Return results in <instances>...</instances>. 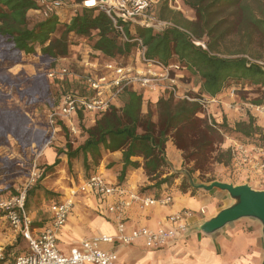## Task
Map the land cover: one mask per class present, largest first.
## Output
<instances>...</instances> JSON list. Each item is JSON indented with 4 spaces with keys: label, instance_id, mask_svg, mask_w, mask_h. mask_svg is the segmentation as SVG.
<instances>
[{
    "label": "trees",
    "instance_id": "trees-1",
    "mask_svg": "<svg viewBox=\"0 0 264 264\" xmlns=\"http://www.w3.org/2000/svg\"><path fill=\"white\" fill-rule=\"evenodd\" d=\"M85 1L89 0H75L79 8L70 22L65 23L59 14L62 8L45 16L36 0H0V63L16 65L22 63L25 56L39 54L41 61L52 68L70 55L72 46L78 45L70 41L71 34L89 40V57L118 62L120 57L129 56L139 46L138 39L145 48L147 60L158 61L164 66L176 61L191 73L198 74L202 95L219 97L233 81L259 87L262 95L250 104L264 107V0H182L185 7L194 11V20L171 10L169 1L164 0L155 7L154 13L149 11L157 21H170V25L160 31L132 22L118 21L115 25L104 7H86ZM31 14H36L34 23ZM59 27L62 31L54 37ZM237 35L239 51L220 54L217 50L220 43ZM198 42H203L206 47L197 45ZM64 94L61 92L51 98L50 86L43 77L34 79L21 93L29 96L33 103L46 99L49 106L58 105ZM118 100L120 106H110L90 127L87 112L77 114L76 126L84 138L83 143L74 147L67 136L65 146L57 151L55 162L42 167L45 174L52 173L61 163L59 157L64 156L69 171L73 169L74 161L82 160L84 181H87L97 172L104 154L121 152L120 183L125 181L129 171L143 168L152 185L141 192L160 191L163 186L171 187L183 175L173 171L167 160L166 146L171 140L182 152L187 168L179 189L183 193H195L198 189L193 187L190 177L199 173L204 178L210 173L211 166L232 164V149L225 147V135L244 145L264 149V129L251 113L247 120L231 126L226 117L218 123L203 116L202 105L197 100L162 97L156 101L155 112L149 106L146 113L144 96L137 89H125ZM61 126L69 135L66 125ZM9 136L23 149L46 141L45 132L34 129L26 115L0 109V144L7 143ZM214 181L211 178L205 182ZM40 182L41 179L26 192L27 213L39 193L45 196L49 207L62 201L58 194L46 190ZM49 221L33 222L32 228L41 229ZM18 239L24 240L21 235ZM10 250L13 248L9 247L5 252ZM24 251H18L13 259ZM4 262L3 258L0 264Z\"/></svg>",
    "mask_w": 264,
    "mask_h": 264
},
{
    "label": "rangeland",
    "instance_id": "rangeland-1",
    "mask_svg": "<svg viewBox=\"0 0 264 264\" xmlns=\"http://www.w3.org/2000/svg\"><path fill=\"white\" fill-rule=\"evenodd\" d=\"M152 1L151 11L154 13L155 7L157 5L159 7L164 0ZM168 1L171 10L179 11L187 19L194 20V11L185 7L183 2L181 10H176L170 6L171 0ZM78 5L79 4H77L75 0H65V5L62 8L65 10L66 14H68L66 15L68 18L69 15L70 17L73 16L75 10L79 8ZM35 16L36 14H31L32 23L35 22ZM165 22L170 23V21H161L158 19L154 28L158 31L164 29L166 27L164 26ZM61 31L62 27H59V30L54 37L59 36ZM206 39L208 40V38ZM70 41L72 43H78V45L72 46L70 49V55L67 58L59 60L52 68H50L49 63H43L41 61L39 54L37 56H25L22 63L16 65L0 63V109L18 111L26 115L30 120L31 126L34 129L44 131L46 137V141L42 145L38 146L34 143L25 149L21 148L18 142L11 136H9L7 143L0 144V199H6L16 195L29 185L30 187L28 189H30L41 179L40 185L46 190L58 194L60 199L63 200L71 196L73 191H77L84 181L85 175L82 160L74 161L73 169L69 171L67 158L64 156H61V163L52 173L45 174L44 172L42 178L34 181V174L38 169H44L42 168L43 166L50 165L49 160L44 153L45 150L52 149L56 152L59 149H62L67 142V136H69L74 147L83 143L84 138L79 134L76 126L77 115L71 119V123L77 129L76 133L69 127V121H61L60 123L66 125L69 129L70 134L67 135L62 129V124L58 122L57 125L55 124L57 126V131L53 135L51 131L52 129H50V115L54 113L59 104L56 106H49L46 99L33 103L29 96L21 95V93L31 86V83L37 77H43L49 84L51 98L53 96V98H56V95L61 92H74L80 95H88L87 93L89 92L87 85L83 82L84 77H99L102 74H105L106 71L104 70V64L108 61L102 57H89L90 42L88 39H78L74 34H71ZM198 43L200 44L197 45H203L206 47L203 42ZM239 45V36L237 35L220 43L217 50L220 54L226 55L239 51ZM27 57H30V60H27ZM87 62H94L97 65L95 68H91L90 66H86ZM118 63L124 66H130L140 73H147L149 70L147 63L143 60L140 46L134 48L129 56L120 57ZM262 63H264V61ZM63 67L68 68L73 76L55 81L48 78L47 72L49 70L60 69ZM167 67L171 68L167 78L162 77L160 75L161 71L157 68L153 69V71H156L159 74V82H157L156 88H143L138 83H133L130 86V88L137 89L143 94L145 113L148 111L149 106L155 112L156 101L162 97L168 98L169 95H172V89H174V98L176 100L188 96L194 100L196 99L197 101H200L204 111L203 116H206L209 120H215L212 108V106L215 105L219 114L223 112V114H221V120L218 123H222L223 119L226 117L228 123L231 126H234L236 122L244 121L242 118L247 120L249 113L256 118L258 125L259 119L264 118V107L252 106L250 104V101L262 95V91L259 90V87L242 83L237 84L236 82L234 83L231 81L225 93L228 94V98L232 101L228 102L230 106H225L224 103L217 100L218 97L211 98L200 93L199 87L201 84V77L198 74L191 73L187 68L181 67L176 61H172ZM175 67H178V69ZM110 95H112V91L105 93L107 98H109ZM114 105L120 106L118 99L115 101ZM237 105H239V109H236ZM223 107H227V109L232 110L233 112H228L226 115ZM87 116V125L90 127L94 124L98 114L87 112ZM154 119L156 120V113ZM224 143L226 148L231 149L237 144H243L241 141L229 135H225ZM242 170H239V168L236 167L234 160L232 164L227 167L221 164H215L211 166L210 173L206 174L204 178H201L199 173L196 174L195 182L197 184H202V182L203 184H209L205 181L211 178L216 181L228 180L231 182H239L243 177L249 182H255L258 180L259 177L244 170L247 172H244L245 175ZM252 186L264 188V183H253ZM79 194L84 195L83 193H78L77 196ZM73 200L75 201L76 198L74 197ZM28 215L33 222L42 220L47 221V219H50L49 205L43 194L39 193L32 201ZM18 236L19 235L16 233L14 227L4 216V213L0 211V261L3 258L4 261L12 260L18 251L27 249V242L25 240H19ZM9 247L13 248V250L8 251V253L5 252Z\"/></svg>",
    "mask_w": 264,
    "mask_h": 264
},
{
    "label": "built area",
    "instance_id": "built-area-1",
    "mask_svg": "<svg viewBox=\"0 0 264 264\" xmlns=\"http://www.w3.org/2000/svg\"><path fill=\"white\" fill-rule=\"evenodd\" d=\"M42 6L41 13L48 16L54 11L61 9L65 5V0H36ZM152 0H89L84 2V6L93 7L100 5L106 9L114 24L118 21L124 23L132 22L143 26L155 27L157 20L150 14ZM182 0H171L170 6L173 9L181 10ZM164 23V26H169ZM122 30V28H119ZM142 50L143 60L147 63L149 70L147 73H140L130 66L121 65L115 61H108L104 64L105 74L99 77H84L83 82L87 85L88 95L69 92L62 96L57 109L50 115V129L53 135L57 131V123L69 121V127L73 132H77L76 127L71 123V119L80 111L101 115L110 106L115 104L123 91L133 83L140 84L143 88L153 89L159 82V74L153 71L157 68L161 71L162 77H168L169 70L158 61H150L145 58V48L141 41L136 39ZM200 44V43H197ZM96 63L87 62L86 66L96 67ZM178 69V67H175ZM49 79L63 80L73 76L68 68L53 69L47 72ZM172 88V87H171ZM112 91L109 98L105 93ZM91 93V94H90ZM234 94V92H233ZM175 97V90L172 95ZM182 99L195 101L186 96ZM200 102V101H199ZM56 124V125H55ZM53 139V138H52ZM233 160L237 168L243 169L256 177L264 178V149L244 144H237L232 147ZM45 169H38L34 174L35 180L42 178ZM26 187L23 191L6 199H0V211L14 227L16 233L21 235L27 242V249L13 260H7L4 264H118L117 255L101 249V243H113L120 241L123 244H131L135 241H144L147 248L162 249L177 235L186 233L190 227V219L194 213L190 210L179 211L169 217L172 227L160 228L156 231L148 228L134 230L131 235H125V224L123 221V211L126 202L119 200L109 207V212L116 215L119 220L118 234L112 236H100L97 238L82 241L79 247L72 248L68 254L62 253L58 248V235L63 226L67 223L71 210L74 207L73 198L78 193L94 194L102 198L122 196L126 191L121 187H116L107 183L103 175L96 172L87 181H84L77 191H73L71 196L63 199L59 203H54L49 207L50 221L41 229L32 228V219L25 210ZM131 200L138 202L140 207L145 208L157 204H168L172 201L171 196L153 197L149 195L131 194ZM205 214V210H200Z\"/></svg>",
    "mask_w": 264,
    "mask_h": 264
},
{
    "label": "crops",
    "instance_id": "crops-1",
    "mask_svg": "<svg viewBox=\"0 0 264 264\" xmlns=\"http://www.w3.org/2000/svg\"><path fill=\"white\" fill-rule=\"evenodd\" d=\"M59 14L63 18V22H70L72 17L69 15L68 18L66 16L68 14L63 8ZM27 60H30V57H27ZM217 100L224 103L225 106L229 105V101H232L228 98L227 93L219 96ZM215 107V105L212 106L213 116L217 122H220L223 112L219 114ZM236 107V109H239V105ZM223 108L226 115L228 112H233L227 107ZM242 120L246 119L242 118ZM259 125L264 129V118L259 119ZM44 153L49 160V164L52 165L58 156L57 151L51 149L45 150ZM166 156L173 171L181 173L185 171L182 152L175 147L171 140L167 142ZM121 170V152L104 154L102 164L97 172L103 175L107 183L121 187L126 192L122 196L116 195L106 198L94 194H79L76 196L78 202L74 201V207L67 223L58 235V248L62 253L68 254L72 248L79 247L82 241L86 239L103 235L117 236L119 220L116 215L109 212V207L119 200H123L126 202L122 214L125 235H131L134 230L140 228H148L153 231L160 228L169 229L172 227L169 217L182 210H190L194 215L190 219L188 231L177 235L173 241H170L162 249L147 248L142 240L131 244H123L118 240L113 243H101V249L114 252L117 255L118 264H261L264 254V242L262 226L258 221L248 218L241 219L213 234H205L199 231L200 225L231 204L227 192L215 188L211 191L198 190L195 193L190 191L183 193L179 189L183 173L169 188L163 186L160 191L149 190L142 193L143 188L152 185L143 168L129 171L122 183L118 179ZM196 174L191 177L195 184H197L195 182ZM217 181L234 185L249 184L253 187V183H264V178H258L255 182H249L244 177L239 182ZM253 188L264 190V188ZM131 194L153 197L171 196L172 201L164 205L157 204L142 208L138 202L131 200ZM201 209L205 210V214L200 213Z\"/></svg>",
    "mask_w": 264,
    "mask_h": 264
},
{
    "label": "water",
    "instance_id": "water-1",
    "mask_svg": "<svg viewBox=\"0 0 264 264\" xmlns=\"http://www.w3.org/2000/svg\"><path fill=\"white\" fill-rule=\"evenodd\" d=\"M190 180L196 189L211 191L217 188L227 192L231 199V204L200 225L199 231L205 234H213L238 220L254 219L262 226L264 242V190H256L249 184L234 185L220 181H214L210 184H195L191 177ZM261 264H264V254Z\"/></svg>",
    "mask_w": 264,
    "mask_h": 264
}]
</instances>
